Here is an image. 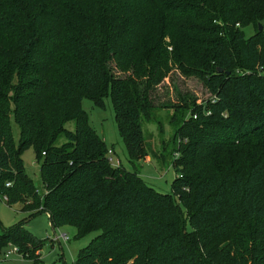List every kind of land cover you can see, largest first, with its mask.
<instances>
[{
	"label": "trees",
	"instance_id": "1",
	"mask_svg": "<svg viewBox=\"0 0 264 264\" xmlns=\"http://www.w3.org/2000/svg\"><path fill=\"white\" fill-rule=\"evenodd\" d=\"M262 20L264 0H0V196L54 229L100 230L75 264H264ZM174 69L212 97L173 106L174 148L158 154L143 124ZM109 95L134 163L173 156L172 193L109 162L83 107ZM10 245L36 262L46 241L20 223L0 234Z\"/></svg>",
	"mask_w": 264,
	"mask_h": 264
},
{
	"label": "rangeland",
	"instance_id": "2",
	"mask_svg": "<svg viewBox=\"0 0 264 264\" xmlns=\"http://www.w3.org/2000/svg\"><path fill=\"white\" fill-rule=\"evenodd\" d=\"M261 24L264 27V20ZM260 27V26H259ZM245 36L251 37L256 32L254 24L243 28ZM155 105L157 120L144 121V136L147 146L152 152L158 154H170L174 148V128L171 125V117L174 114L173 106H180L185 102L192 104L206 103L212 97L209 89L196 76H185L179 70L174 69L169 77L158 86L152 93ZM105 106L99 107L92 100L84 99L83 107L88 112L89 121L97 132L106 140L109 149L115 147V156L121 160L124 168L137 171L147 182L162 193H172V183L177 176L176 170L169 161L162 163L157 158L151 156L148 160L133 162L130 158L127 146L121 136L116 121V112L111 96L104 98ZM11 124L16 142H19L21 128L16 122L14 113L11 114ZM67 127L75 130V121L67 123ZM65 138L59 139L58 144H62ZM25 169L27 174L33 179L41 193L45 187L40 172V163L36 158L34 147L29 148L23 154ZM28 202V201H27ZM184 208V207H183ZM24 223L26 228L32 233L46 241L42 249V258L39 261L25 259L22 254L13 251V246H8L0 250V262L6 264H75L76 259L84 247L101 234L100 230H94L86 235L79 236L77 229L72 225H65L54 229L52 227L48 213H41L33 216L30 212L22 210V203L9 206L5 198L0 196V234L4 229L16 224ZM66 234L69 240L56 238ZM7 251H11L6 257Z\"/></svg>",
	"mask_w": 264,
	"mask_h": 264
},
{
	"label": "built area",
	"instance_id": "3",
	"mask_svg": "<svg viewBox=\"0 0 264 264\" xmlns=\"http://www.w3.org/2000/svg\"><path fill=\"white\" fill-rule=\"evenodd\" d=\"M207 114L209 115L210 114V111H208L207 112ZM108 160H109V162L112 164V166H114V167H119L120 165H121V160H120V158L119 157H116L115 156V151H114V149H109L108 150ZM9 185V184H8ZM56 238L60 241V239H64L65 241L66 240H69V236L68 235H66V234H63L62 236H56ZM13 251L14 252H18L19 253V251H18V248L17 247H15V246H13ZM10 252L11 251H7V253H6V257H8L9 256V254H10Z\"/></svg>",
	"mask_w": 264,
	"mask_h": 264
},
{
	"label": "water",
	"instance_id": "4",
	"mask_svg": "<svg viewBox=\"0 0 264 264\" xmlns=\"http://www.w3.org/2000/svg\"><path fill=\"white\" fill-rule=\"evenodd\" d=\"M260 30H262V29H264V27H263V25L262 24H260ZM224 71V69H222V68H219V72H223ZM228 73H230V72H228Z\"/></svg>",
	"mask_w": 264,
	"mask_h": 264
},
{
	"label": "crops",
	"instance_id": "5",
	"mask_svg": "<svg viewBox=\"0 0 264 264\" xmlns=\"http://www.w3.org/2000/svg\"><path fill=\"white\" fill-rule=\"evenodd\" d=\"M49 215V214H48ZM42 258V251H41V257H40V259Z\"/></svg>",
	"mask_w": 264,
	"mask_h": 264
}]
</instances>
